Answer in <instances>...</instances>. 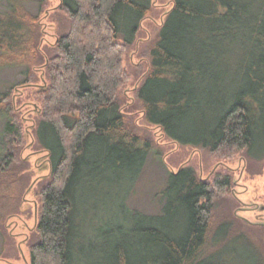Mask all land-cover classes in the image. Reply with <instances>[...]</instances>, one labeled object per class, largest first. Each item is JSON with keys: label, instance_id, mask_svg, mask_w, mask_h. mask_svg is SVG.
<instances>
[{"label": "trees", "instance_id": "1", "mask_svg": "<svg viewBox=\"0 0 264 264\" xmlns=\"http://www.w3.org/2000/svg\"><path fill=\"white\" fill-rule=\"evenodd\" d=\"M5 1L0 69L23 67L18 83L26 84L34 73L30 67L48 59V86L38 94L41 114L33 129L50 172L38 191L29 264H235L236 258L263 264V253L229 220L210 228L214 190L228 186L229 178L210 183L191 165L168 171L155 213L135 211L134 225L105 236L120 232L112 254L107 242L99 251L94 241L79 245L91 214L83 193L115 187L125 175L139 180L150 152V142L130 126L117 89L125 79L121 56L152 0H59L69 28L59 30L44 53L38 50L40 18L48 0ZM171 2L135 88L144 122L179 145L242 151L249 160H263L264 0ZM32 3L37 11L29 9ZM13 89L0 91V177L8 174L12 183L4 191L16 200L21 131L10 102ZM89 254L95 256L91 263Z\"/></svg>", "mask_w": 264, "mask_h": 264}, {"label": "rangeland", "instance_id": "2", "mask_svg": "<svg viewBox=\"0 0 264 264\" xmlns=\"http://www.w3.org/2000/svg\"><path fill=\"white\" fill-rule=\"evenodd\" d=\"M5 3V0H0V7H4ZM58 5L59 0H48L41 14L38 45L41 53H44V47L54 46L60 31L69 28L70 20ZM171 6V0H152L151 9L141 21L134 43L124 51L120 62L125 76L117 89L122 109L133 131L151 144L144 171L139 180L136 175H125L124 181L115 187L99 183L100 191H96L98 186L94 184L91 190L96 191L95 194L83 193V198H89L91 214L86 223L88 236L79 245L86 247L87 242L94 241L99 251L107 242V251L112 254L120 245V232L114 233L115 238L108 240L105 236L111 234L114 228L127 230L134 225L135 211L155 213L159 205L158 192L165 183L168 171L191 165L200 179L210 183H214L216 178L227 177L230 180L228 186L214 190L210 228L224 219L229 220L234 231H243L264 255V159L249 160L242 151L232 150L229 153L223 149L211 152L200 147L179 145L165 137L159 128L144 122L135 99V88L148 70L149 48ZM28 7L37 11L35 3L28 4ZM73 33L72 39L83 41ZM118 39L123 38L119 36ZM45 61L47 63L48 59ZM46 63L38 62L30 67L34 73L26 84L18 83L25 77L23 67L0 69V91L14 86L10 102L21 131V140L16 145L19 163L15 171H19L16 175L21 178L13 190L19 191L16 200L4 191L12 183L8 174L0 177V264H29L30 261L31 236L40 211L38 191L50 172L47 153L36 143L33 129L41 114L38 94L48 86ZM4 121V118L0 119V132ZM94 257L89 254V263ZM235 264H242L239 258L235 259Z\"/></svg>", "mask_w": 264, "mask_h": 264}]
</instances>
